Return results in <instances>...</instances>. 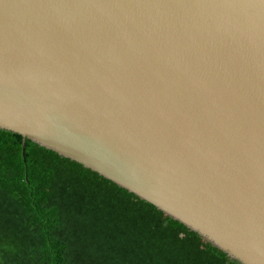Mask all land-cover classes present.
Here are the masks:
<instances>
[{"label": "water", "instance_id": "water-1", "mask_svg": "<svg viewBox=\"0 0 264 264\" xmlns=\"http://www.w3.org/2000/svg\"><path fill=\"white\" fill-rule=\"evenodd\" d=\"M0 130L264 264V0H0Z\"/></svg>", "mask_w": 264, "mask_h": 264}, {"label": "trees", "instance_id": "trees-1", "mask_svg": "<svg viewBox=\"0 0 264 264\" xmlns=\"http://www.w3.org/2000/svg\"><path fill=\"white\" fill-rule=\"evenodd\" d=\"M0 264H239L80 163L0 130Z\"/></svg>", "mask_w": 264, "mask_h": 264}, {"label": "rangeland", "instance_id": "rangeland-1", "mask_svg": "<svg viewBox=\"0 0 264 264\" xmlns=\"http://www.w3.org/2000/svg\"><path fill=\"white\" fill-rule=\"evenodd\" d=\"M0 249H2V248H0ZM0 251H2V250H0Z\"/></svg>", "mask_w": 264, "mask_h": 264}]
</instances>
